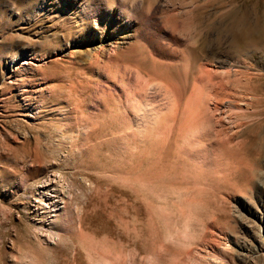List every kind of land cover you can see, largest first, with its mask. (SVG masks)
<instances>
[{
	"label": "rangeland",
	"instance_id": "obj_1",
	"mask_svg": "<svg viewBox=\"0 0 264 264\" xmlns=\"http://www.w3.org/2000/svg\"><path fill=\"white\" fill-rule=\"evenodd\" d=\"M112 1L0 0V264H264V0Z\"/></svg>",
	"mask_w": 264,
	"mask_h": 264
},
{
	"label": "bare ground",
	"instance_id": "obj_2",
	"mask_svg": "<svg viewBox=\"0 0 264 264\" xmlns=\"http://www.w3.org/2000/svg\"><path fill=\"white\" fill-rule=\"evenodd\" d=\"M112 1V0H111ZM113 2V1H112ZM80 3V4H79ZM79 3H76V6H74L75 9H77L79 7V10L80 11L82 9V11H86L87 9H84L86 8L87 6V0H82V2H79ZM114 3V2H113ZM109 7H100V6H97L95 8L92 9L91 13H90V18L93 19V27H94V31L93 30H88V33H86V38L91 40L92 42L93 41H99L100 42V46L98 48H101L104 50V48H102L103 46H105L106 44L109 46H111V48L115 49V48H119V46H121V44H124V43H129L128 40L130 39L129 36L132 35V31L134 30L132 27L134 26L135 24V21L130 19L129 17L127 16H123L121 14L120 11H117L115 8H109ZM246 13V12H245ZM68 17L69 18H73L71 17L70 15V12L68 11ZM200 18V15H196L195 17H193V21H198L197 19ZM238 18V17H236ZM234 19V18H233ZM239 20H237V25H241L243 27V30L242 28L241 29H237L234 31L233 34V38L234 41H238V42H242L243 40L247 39V38H250V37H255V36H264V22L262 23H259L257 21V23H255L253 20L250 19L249 15L246 13L244 14L243 16L241 15L240 18H238ZM253 19V18H252ZM235 20V19H234ZM236 21V20H235ZM253 21V22H252ZM234 22V21H233ZM196 23V22H195ZM198 23V22H197ZM64 26V25H63ZM68 26V25H67ZM66 26V27H67ZM232 27V26H231ZM236 27V26H235ZM240 27V26H239ZM98 28H104L102 30V32L98 31ZM233 28V27H232ZM83 29V28H81ZM80 29V30H81ZM127 31V32H125ZM134 32V31H133ZM85 34V32H83ZM129 33V34H128ZM89 34V35H88ZM231 34V35H232ZM129 35V36H128ZM128 38V40H125V38ZM195 37H196V34H195ZM194 37V38H195ZM199 37V36H198ZM85 38V39H86ZM257 38V37H256ZM85 39L83 38V41H85ZM122 39V40H121ZM253 39V38H252ZM251 39V40H252ZM261 39V38H260ZM201 40V39H200ZM258 40V39H257ZM256 40V41H257ZM255 41V39H254ZM87 42V41H86ZM195 42V41H193ZM264 42V41H263ZM257 42H255L256 44ZM202 44H203V41H202ZM198 45V44H197ZM252 45H253V42H252ZM257 45V44H256ZM259 45V44H258ZM198 47V46H197ZM196 47V49H197ZM193 48V47H191ZM263 48V47H262ZM190 49V48H189ZM194 49V48H193ZM204 49V47H203ZM188 50V49H187ZM198 50V49H197ZM191 51H194V50H191ZM102 52V51H101ZM187 53V52H186ZM188 53H191L188 51ZM198 53V52H197ZM98 54V53H97ZM194 54H196L194 52ZM94 55V54H93ZM101 54H98L97 57L99 56L100 57ZM187 55V54H186ZM244 55V54H242ZM242 55H239L238 58L239 60L238 61H241L242 59H240ZM96 55H94L95 57ZM193 56V55H192ZM197 58H199V60H202L200 59L201 56L198 57V55H196ZM195 56V58H196ZM229 56V55H228ZM98 57V58H99ZM211 57V56H210ZM215 57V56H214ZM230 57V56H229ZM243 59H245V62L246 60H252V58L254 57L251 53L250 54H245L244 56H242ZM192 58V57H191ZM197 58L195 60H197ZM232 58V57H231ZM235 58V57H234ZM259 59V58H258ZM92 60V59H91ZM191 60L189 59L188 57V61ZM194 60V61H195ZM96 61V59H95ZM98 61V60H97ZM234 61V60H233ZM236 61V59H235ZM94 62V61H93ZM92 62V63H93ZM198 62V60H197ZM237 62V61H236ZM244 60L242 61V64L245 63ZM91 63V64H92ZM193 63V62H191ZM201 63V62H200ZM203 64V63H202ZM206 64V63H205ZM204 64V65H205ZM240 64V63H239ZM246 65V64H245ZM200 66H203V65H200ZM213 67V66H212ZM199 68V67H198ZM207 68V67H206ZM209 68V67H208ZM251 68V67H250ZM201 70V72H204L206 70H204V66L203 68H199ZM203 69V70H202ZM212 69V68H211ZM235 69V68H234ZM198 70V69H197ZM236 70V69H235ZM238 70V69H237ZM227 72V71H226ZM225 72V73H226ZM229 72V71H228ZM227 72V73H228ZM237 72V71H236ZM235 72V73H236ZM239 72V71H238ZM207 73V71H206ZM206 73H204L203 76L206 75ZM226 73V76H228L230 73H228L227 75ZM210 75V73H209ZM248 76V75H247ZM202 77V76H201ZM209 77V76H208ZM197 79V78H196ZM203 80V79H201ZM223 80V79H222ZM221 80V81H222ZM210 81V80H209ZM220 81V82H221ZM259 81V80H258ZM219 82V83H220ZM224 82V81H222ZM220 83V84H225L224 83ZM171 83V82H170ZM222 86V85H220ZM223 88V86H222ZM225 88V86H224ZM263 88V87H262ZM260 87V89H262ZM264 90V89H263ZM214 91V90H213ZM220 92V91H219ZM218 94V93H216ZM215 95V93H214ZM220 95V93H219ZM218 97V96H217ZM103 98V97H102ZM222 98V97H221ZM224 98V97H223ZM259 98V97H257ZM248 99V98H247ZM233 101V100H231ZM246 102V101H244ZM232 104V103H231ZM237 104V103H236ZM235 104V105H236ZM232 106V105H231ZM238 106V105H237ZM228 107V106H227ZM230 107V105H229ZM228 107V108H229ZM236 107V106H235ZM239 108V107H238ZM227 109V108H225ZM231 110V108H230ZM236 111V109H233ZM233 110H231L233 112ZM241 107L239 109V111H241ZM226 112V111H225ZM238 112V111H236ZM227 113V112H226ZM228 115H229V112H228ZM237 115V114H236ZM115 116V115H114ZM231 116V115H230ZM229 117V116H228ZM227 117V118H228ZM115 118V117H114ZM235 122V121H234ZM239 127V126H238ZM240 129V128H239ZM259 137V135H256L255 138L257 139ZM254 138V137H253ZM254 138V139H255ZM261 149L259 148L257 151H260ZM263 152V151H262ZM60 175V174H59ZM59 177V176H57ZM63 176H61L62 178ZM40 182V181H39ZM59 183V182H58ZM40 187H42V191H40V193L42 194V200L43 201H46L45 203V206L48 208L46 211V213L48 214L49 216V220L50 222L49 223H52V222H56L59 214L62 212V210L65 209V201H63V198L61 197V192L59 189H57L56 187V183H55V176L54 174H46L45 177H43L41 183L39 184ZM65 199V198H64ZM64 203V204H63ZM44 208V207H42ZM43 211V212H45Z\"/></svg>",
	"mask_w": 264,
	"mask_h": 264
}]
</instances>
